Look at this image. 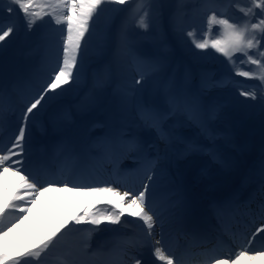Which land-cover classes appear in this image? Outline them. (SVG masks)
<instances>
[{
	"label": "snow or ice",
	"instance_id": "snow-or-ice-1",
	"mask_svg": "<svg viewBox=\"0 0 264 264\" xmlns=\"http://www.w3.org/2000/svg\"><path fill=\"white\" fill-rule=\"evenodd\" d=\"M183 2L184 0H179L181 5ZM210 2L214 3V0H210ZM125 3H135L136 6L131 10L130 18L135 21L137 27L148 30L150 24L155 20L153 15L154 0H0V13L6 11L11 15L16 9L23 12L28 30H31L36 22L43 20L45 16H50L57 25L62 23L67 25V35L62 39V61L58 58L56 64L46 75L30 80L23 89L19 87L6 88L0 83V178L9 172L19 176V184L14 190L13 196L10 199L0 198V264H24L28 258L37 261L39 264L42 256H47L57 249L65 235L61 229H65L67 220L57 224L42 238L34 235L31 240L13 247H9L5 243V238L25 218L10 216L11 210L20 213L29 211L28 207L18 205L17 201L22 200L29 204H35L37 196H42L49 191L109 193L115 197V199L108 201L112 205V211L104 217L109 223H120L121 216L125 213L142 221V224L139 225L141 238L134 242H127L141 258L130 255L128 246L120 247L121 264H127L124 257L133 260L134 264H143L142 256L145 249H150L151 256L155 257V260L161 261L162 264H193L194 257L197 258L196 264H240L241 258L253 251H255V255H248V260H255L258 257L264 260V249L255 250L251 247H241V250L236 252L234 256L228 250L225 256L221 258L219 253L225 251L220 238L221 232L212 224L213 218L223 227L226 219L235 221L238 216L251 217L244 227L253 238H256L257 234L264 237V153H262L257 172V187L250 199L243 204L238 203L239 194L234 193L223 201H213L206 212H202L193 201L189 200L179 190L169 193L162 203L156 202L151 192L155 182L156 164L147 158L137 173L142 190L138 192L135 189L126 190L122 194L111 186H94L95 184L108 183V181L94 179L92 175L101 161L107 158L106 154L100 156L80 155L65 148L61 154L67 163L60 166L57 171L44 169L45 175L50 176L49 179L41 181L29 172H22L27 156L26 137L29 122L44 107V101L50 98L51 94L58 95V89L63 91L62 86L75 79L78 72L77 64L82 47L81 42L84 40L85 33L89 31V21L103 11V5H124ZM250 3L251 7L239 8L243 17L246 18L243 23L231 22L226 16H217V12L212 10L211 14L207 16L209 29L203 38H197L195 29L188 31L187 36L191 38L196 49L211 47L226 57L235 68L237 76L258 79L264 84V51L260 50V48H264V43H262L264 42V0H250ZM254 9H259V14ZM111 11H120V9L112 8ZM203 11L207 12L209 9L205 8ZM223 11L226 12L227 9L225 8ZM257 15L259 18L256 22H251L252 18L257 17ZM173 23L177 32L184 31L181 18H175ZM212 25L220 26L222 30L221 39H212ZM16 31L14 20L8 19L5 22L0 17V44L6 42ZM257 31L260 33L259 38L254 35ZM121 41L122 47L126 48V37H122ZM253 48L257 49L255 58L249 53V50ZM236 53H241L247 58L246 61L241 60V64L256 65L258 73L242 70L234 60ZM130 64L140 77L134 80L137 85L141 84L145 76L158 67L155 62L149 63L136 57L131 59ZM239 95L250 100L257 99L255 90H241ZM182 109L188 113L190 119L200 122L202 130L211 138V133L205 125L208 120L218 118L220 109L217 108L211 113L201 114L195 106L187 101H182L178 96L170 97L167 112L143 108L141 113L144 126L154 130L162 141L167 142L171 133L165 130L164 121ZM13 115L19 122L18 131L14 130L9 133L5 139V124L8 118ZM105 143H111V141ZM206 151L215 158L211 148L206 149ZM110 162L113 165L115 163L114 161ZM44 184L47 187H44ZM61 184L62 187L56 186ZM254 202L256 208L251 209ZM71 219L75 224L86 222L98 226L101 223L100 213L96 210L76 215ZM258 222L261 226L255 227L253 231L252 228ZM166 223L171 226L172 235L176 239L185 241L188 251L184 255L177 256L173 249L167 247L164 231ZM157 227L160 228L159 233L156 232ZM96 230L95 227L77 229L76 231L82 232L83 236L73 250L64 253L61 264H85L90 253V240ZM66 231H71V229ZM58 233L60 235H57ZM226 233L227 229H225ZM214 240L215 243H213ZM247 243L251 245L253 240L249 239ZM209 245L211 246L209 247ZM193 248L202 249V251L192 252L191 249ZM99 254L98 252L92 253L93 256ZM152 264H155V261Z\"/></svg>",
	"mask_w": 264,
	"mask_h": 264
},
{
	"label": "rangeland",
	"instance_id": "rangeland-1",
	"mask_svg": "<svg viewBox=\"0 0 264 264\" xmlns=\"http://www.w3.org/2000/svg\"><path fill=\"white\" fill-rule=\"evenodd\" d=\"M158 0H154V8H153V12L156 9V7L158 6L157 4ZM163 1L162 3L165 4L166 6V14H168V16H170V25L173 27L174 26V19L175 18H180L181 16V12L185 11L186 5H188L190 0H184L186 3L183 2L182 8H177V3L176 0H160ZM179 2V0H178ZM214 2H216L214 0ZM196 3L198 5H201V7L203 6V2L201 0H196ZM130 3H125L124 5H120V4H106L103 5V11H101L99 13L98 16H95L91 21H89V31L87 33H85V37L84 40H82V47H81V51L80 54L78 56V64H77V69L78 72L81 69V65L84 62L85 58L88 56H91L92 54L99 52L100 48L103 45H106L109 41L110 38H108L107 35L103 36V29H106L107 27H117L118 30L120 29V27H125V29H129L133 26L137 25L135 24L134 20H131V23L125 22L123 19H125L123 16L121 17V19L116 20L114 17L115 14H120L121 11L123 9H126L129 6ZM251 3L250 0H236L234 2V4L232 6H230L227 11H223V13H220L218 16L224 15L227 18L230 19L231 22H236V23H243V20L246 19L243 17L242 13L239 11L240 7H251ZM112 8H117L120 9V11H111ZM177 8V9H176ZM176 10V11H175ZM196 10L198 11L199 8H196ZM254 11L259 14L260 10L259 9H254ZM111 12V13H110ZM112 12L114 14H112ZM187 12V11H186ZM203 12L201 13V15H203ZM239 13L241 14L238 18H234L233 16L239 15ZM0 17H2L4 19L5 22H7L8 19H12L15 21L16 23V28L17 31L10 37L7 39L6 42L3 43V47H7L11 44H13L12 46L15 45V47H11L6 51L7 54V64L8 67L11 65V62L14 61V63H16V70H19V72H22L24 67H26L27 69H34L35 66L38 64V62L42 61L43 57L42 55H44V53H46L47 51V44L44 43L43 39H47L52 36H54V34L58 35L57 29H60L61 27H64L66 25H64V23L57 25L54 21H52V18L50 16H45L43 18V20H38L36 22V24L32 27L31 30H28L26 25H25V21H24V14L23 12L19 11L18 9L15 10V12L13 14H9L6 11L0 13ZM168 18V17H167ZM189 18H191L190 14H185V21L188 20ZM259 18V15H257V17L252 18L251 22H256V20ZM106 20V21H105ZM51 21V22H50ZM104 21L105 23H102L100 25V22ZM197 23V22H196ZM64 25V26H61ZM100 25V26H99ZM186 25H188L186 23ZM186 25H184L186 27ZM120 26V27H119ZM208 23L207 25L204 26V33L205 34L208 29L209 26ZM214 26V25H212ZM211 26V28H212ZM250 27V24H249ZM166 28H168V32H162V33H158V34H154L153 30H144L141 28H136V30L133 32V34L131 35L132 39H138V43H137V48L140 50V54L141 55H145L144 61H147L149 63L151 62H155L158 67H162L163 65H165V63H162L158 60L157 54L159 53L161 56L166 55L169 51L170 54L171 53H175V48L174 46H172V42L169 41V37L173 40H175L176 38H178V35H174L172 36L170 33L171 29L167 26ZM187 29V28H186ZM186 29H184L186 31ZM163 30V29H162ZM257 32L254 33V35H256ZM62 37H65L67 35V27H65V30L63 31V35L60 34ZM169 36V37H168ZM204 35L199 36V39H202ZM222 38V30L220 27H218L217 30H212V39H221ZM185 40H187V42L189 43L192 40L191 38H189L186 36L184 38ZM15 43H14V42ZM40 43V52L41 55L39 54V49L36 48L37 44ZM2 48V47H1ZM51 48V47H50ZM193 50L194 56H196V61H203L205 59H217V60H222V66L220 67V69H215V70H209L206 73V76H212V79L215 80H220L221 77H223L224 75H227L226 72H229L230 69H234L233 65L231 63H229V61L227 60L226 57H224L222 54L216 52L214 49H212L211 47L207 48V49H196ZM251 50V49H250ZM98 54V53H97ZM255 55V53L253 54ZM235 60V59H234ZM236 64L245 71H249L248 69L245 68V66L243 64L240 63V61H236ZM157 67V68H158ZM77 72V73H78ZM236 72V71H235ZM76 73V76H77ZM175 71L172 72V74H174ZM195 68L191 65H188L185 71V77H189L190 81L192 79V77L195 75ZM75 76V78H76ZM151 77V75L148 76V79ZM8 78V76L6 75L5 77H3V79L6 81V79ZM147 77L145 76L144 80L141 82V84H136V88L137 87H141L142 85L146 87H148L150 85V79L149 81H147L146 79ZM210 78H207L208 80H210ZM238 78L240 79H245V80H257V79H247L245 77H241L238 76ZM75 80V79H74ZM73 80V81H74ZM73 81H70L69 83L71 84ZM234 80H231L230 83L232 84ZM219 87L220 88H225L230 86L228 81H220L219 82ZM187 86V85H185ZM190 86V85H189ZM235 87L241 88L242 86L235 85ZM150 89L151 94H155L156 93V89L154 87V84L150 85ZM175 87L172 88V90H174ZM190 93V92H189ZM193 105L195 107H198V101L197 99L193 100ZM244 110V109H243ZM242 111V110H241ZM244 116L246 118H249V113L247 111H245ZM49 221V220H48ZM47 221V222H48ZM53 218L50 219V222H53ZM39 228L41 226H38ZM38 228V229H39ZM36 229V230H38ZM45 229L47 228H43L41 227V231H45ZM25 263V262H24Z\"/></svg>",
	"mask_w": 264,
	"mask_h": 264
},
{
	"label": "bare ground",
	"instance_id": "bare-ground-1",
	"mask_svg": "<svg viewBox=\"0 0 264 264\" xmlns=\"http://www.w3.org/2000/svg\"><path fill=\"white\" fill-rule=\"evenodd\" d=\"M66 24V23H64ZM63 30V29H62ZM211 97L213 98H216V99H221V98H230L231 99V102L232 100H238L240 102H246L247 104H245L247 107H249L250 109H257L258 111H260V113L262 115H264V108H260V106H258V103L256 102V100H250V99H246L245 97H242L239 95V92L237 90H234V88H226V89H221L219 91H212L211 93ZM222 112V110H221ZM250 145V140L247 139V138H244L243 140L240 141V146L239 148L242 150V154L240 155L239 157V160L240 161H243L242 163L239 161L237 164H236V168L235 170L239 172V176H243L247 171H245L244 169V161L245 159H252L250 154H248L247 152V148L248 146ZM243 159V160H242ZM229 164H227L228 166ZM235 171V173H236ZM210 172V171H209ZM214 172L218 173V170L217 169H214ZM211 173V172H210ZM215 173V174H216ZM217 175V174H216ZM12 177L15 178V175L12 174ZM3 183L0 184V186H2ZM65 195H71V194H67V192L65 191V193L63 192H60L57 194V196H53L52 197V203L51 200L49 198H46V199H36V202L34 204V211L32 214H30L28 217H25L21 224H19L18 228L19 230L22 229L24 230V225L27 224V223H30L32 222V220L34 219V215L35 216H38V215H42L44 213V211L46 210L47 207H53V209L55 208H61L63 209L64 211H69L70 210V207H69V204L65 203L64 205L58 200L57 197H61V196H65ZM72 199H76L77 198V201L76 203L78 205H85V203L87 201L90 200L91 196L90 195H87V193H83V192H80L79 194H76V195H72L71 196ZM110 199H113L112 196H109V200ZM204 201H205V205L208 209L209 207V204H211L213 201H216V198L213 197V198H210V196H207L204 198ZM198 208L202 209L204 205L203 202L199 201L197 204ZM17 228V229H18ZM25 228H26V225H25ZM9 236H11V233L9 234ZM241 263L243 264H264V260L258 258V259H255V260H249V261H241Z\"/></svg>",
	"mask_w": 264,
	"mask_h": 264
}]
</instances>
